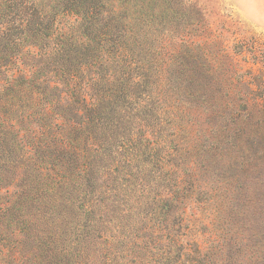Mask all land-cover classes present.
Listing matches in <instances>:
<instances>
[{
	"label": "trees",
	"instance_id": "16d2710c",
	"mask_svg": "<svg viewBox=\"0 0 264 264\" xmlns=\"http://www.w3.org/2000/svg\"><path fill=\"white\" fill-rule=\"evenodd\" d=\"M183 4L0 0V264H264L221 230L245 189L202 178L220 146L264 167V86L207 65Z\"/></svg>",
	"mask_w": 264,
	"mask_h": 264
},
{
	"label": "rangeland",
	"instance_id": "374dc122",
	"mask_svg": "<svg viewBox=\"0 0 264 264\" xmlns=\"http://www.w3.org/2000/svg\"><path fill=\"white\" fill-rule=\"evenodd\" d=\"M178 1L184 2L183 8L188 22L183 35H187L193 42L199 40L206 42L203 51L206 54L205 57L211 61V63L207 62L208 66L214 65L216 68L230 72L232 70L230 64H233L240 73L252 71V76L249 77L252 84L264 86V0ZM177 20L180 21L179 18ZM174 36L178 37L180 34L175 33ZM215 57L219 58H217V62L213 60ZM229 79H235V77ZM262 93L264 90L252 93L249 98L264 96ZM242 96L244 95L242 94ZM242 156H249L247 150L236 152L235 149L229 150L220 146V150L212 154L210 160L207 161L202 178L211 183L209 188L212 187L215 180L216 182L223 180L219 194L224 198H228L226 190L231 191L239 186L240 189H245L240 195H236L233 205H231V211L236 215L232 212L229 217L224 219L220 224L221 230L226 232L227 238L239 240L241 246L236 247L234 244L231 247L233 249L232 257L236 258V254L239 252L237 250L241 251V257H243V251L248 249V255L254 251L264 259V171H262L264 167L258 170L254 178L244 179L239 167L243 161ZM227 183L229 185H226ZM256 186L258 189L256 194L259 197L256 214L239 216V205L242 207L240 201L251 196L253 188ZM188 214L190 230L195 227L196 219L200 220L201 225H198L196 232L192 231V233L200 245L206 247L210 240V233L207 234L202 226L208 227L206 220L208 213H205L201 205L199 209L196 207L191 212L189 210ZM193 215L197 217H193ZM224 248L226 249L227 246ZM256 258L257 255L253 259L256 260ZM223 259L229 258L225 256Z\"/></svg>",
	"mask_w": 264,
	"mask_h": 264
}]
</instances>
